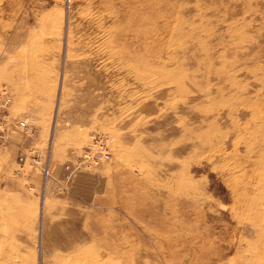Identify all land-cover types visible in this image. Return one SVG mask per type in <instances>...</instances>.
Here are the masks:
<instances>
[{"label": "rangeland", "instance_id": "374dc122", "mask_svg": "<svg viewBox=\"0 0 264 264\" xmlns=\"http://www.w3.org/2000/svg\"><path fill=\"white\" fill-rule=\"evenodd\" d=\"M0 79V264H264V0H0Z\"/></svg>", "mask_w": 264, "mask_h": 264}, {"label": "built area", "instance_id": "2783aa9c", "mask_svg": "<svg viewBox=\"0 0 264 264\" xmlns=\"http://www.w3.org/2000/svg\"><path fill=\"white\" fill-rule=\"evenodd\" d=\"M12 98L7 86L0 79V145L7 139V128L18 129L20 131L33 134L35 127L29 119L24 118L15 122L8 121L9 108ZM108 137L104 134H91L86 149L80 155L79 163L84 166L95 165L108 156Z\"/></svg>", "mask_w": 264, "mask_h": 264}]
</instances>
